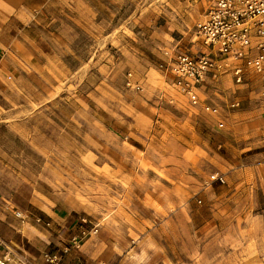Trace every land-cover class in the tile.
Masks as SVG:
<instances>
[{"label":"rangeland","instance_id":"rangeland-1","mask_svg":"<svg viewBox=\"0 0 264 264\" xmlns=\"http://www.w3.org/2000/svg\"><path fill=\"white\" fill-rule=\"evenodd\" d=\"M208 7L209 0H51L40 8L32 36L53 59L46 76L26 79L20 98L15 92L0 105V207L27 209L32 198L76 211L103 236L126 224L131 264H264V238L256 241L264 174L256 175L258 193L231 209L245 207L247 222L223 220L209 197L223 185L205 186L213 157L228 155L225 133L251 135L242 157L264 153L259 78L223 85L224 97L242 102L227 111L217 101L215 118L191 107L158 67L166 50L199 52L194 32Z\"/></svg>","mask_w":264,"mask_h":264},{"label":"crops","instance_id":"crops-1","mask_svg":"<svg viewBox=\"0 0 264 264\" xmlns=\"http://www.w3.org/2000/svg\"><path fill=\"white\" fill-rule=\"evenodd\" d=\"M50 1L0 0V105L8 102L11 95L16 97L15 92L18 100L26 79L36 80L38 74L46 76L49 72L48 62L53 58L32 34L37 32L39 9ZM228 83L231 82L227 79L222 86ZM14 102L16 101L13 100ZM236 116L238 115L232 114L231 121ZM244 118L252 120L251 117L248 118V114ZM231 133H225L227 138L223 145L227 146L228 155L213 157L216 165L211 172L222 173L225 184L212 188L209 197L214 201L211 208L216 207L223 220L227 219V223L231 218L247 222L249 214L245 207H238L237 214L231 209L235 201L258 193L256 185L260 181L256 180V175L264 174V153L242 157L248 144L246 138L251 135L245 132L239 138L233 137ZM253 148H260V145H254ZM27 204V209L16 205L10 208L0 207V262L3 264H131L125 256L129 244L134 243L131 239L132 230L128 225L113 224V228L106 229L107 236H103L102 231L97 236L84 238L82 232H87L91 225L81 224L83 216L76 211L47 208L32 198ZM17 210L27 214L29 219L22 223L14 216ZM257 217L261 216H252V221L260 224ZM36 219L40 223L35 222ZM257 235H262L257 236V242L264 238V233ZM74 239H79L80 243L74 244ZM65 248H69L67 253L63 252ZM47 256H57L58 260L50 263Z\"/></svg>","mask_w":264,"mask_h":264},{"label":"built area","instance_id":"built-area-1","mask_svg":"<svg viewBox=\"0 0 264 264\" xmlns=\"http://www.w3.org/2000/svg\"><path fill=\"white\" fill-rule=\"evenodd\" d=\"M194 33L200 42L199 52L166 50L158 66L171 77L172 86L191 107L215 118L221 115L217 101H221L227 111L237 110L242 101L235 93L231 99L224 97L222 83L228 79L235 88H242L250 84L251 75L259 78L257 96L264 100V0H209L204 18ZM134 87L139 89V86ZM222 126L223 121L219 120L218 127ZM213 184H225L224 175L219 171L211 173L205 182L206 187ZM14 216L22 223L29 219L19 210ZM35 222L40 223V220ZM80 223L91 225L87 232H82L84 238L97 236L98 225L91 224L85 217ZM73 241L80 243L79 239ZM68 251L69 248L63 249L64 253ZM47 260L56 263L58 258L47 256Z\"/></svg>","mask_w":264,"mask_h":264}]
</instances>
